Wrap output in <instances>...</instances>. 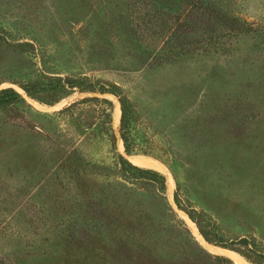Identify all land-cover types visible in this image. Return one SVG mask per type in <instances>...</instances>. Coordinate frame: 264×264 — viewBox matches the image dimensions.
<instances>
[{
  "label": "rangeland",
  "instance_id": "374dc122",
  "mask_svg": "<svg viewBox=\"0 0 264 264\" xmlns=\"http://www.w3.org/2000/svg\"><path fill=\"white\" fill-rule=\"evenodd\" d=\"M220 1L231 49L150 64L126 0H0V264H264V0Z\"/></svg>",
  "mask_w": 264,
  "mask_h": 264
},
{
  "label": "trees",
  "instance_id": "16d2710c",
  "mask_svg": "<svg viewBox=\"0 0 264 264\" xmlns=\"http://www.w3.org/2000/svg\"><path fill=\"white\" fill-rule=\"evenodd\" d=\"M126 4L134 47L150 64H162L196 53L228 51L234 39L248 27L244 19L220 0H126ZM121 109L123 111V107ZM121 138L128 151L124 130H121ZM151 173L160 175L155 171ZM229 244L237 245L238 252L255 263L264 256V252L250 248L246 240H232Z\"/></svg>",
  "mask_w": 264,
  "mask_h": 264
},
{
  "label": "bare ground",
  "instance_id": "6f19581e",
  "mask_svg": "<svg viewBox=\"0 0 264 264\" xmlns=\"http://www.w3.org/2000/svg\"><path fill=\"white\" fill-rule=\"evenodd\" d=\"M118 111H119V109H118ZM133 162L136 165H138V166L148 167V168H155V169H159V170L161 169L162 171H164L163 166L159 162H157V161H155V160H153L151 158H147V157H137V158H134L133 159ZM168 176H169V174H168ZM170 179H171V177H170ZM170 186H172V185H170ZM198 236H199V234H198ZM210 248H213L214 250H217L218 252L228 254L229 256H231L234 259H236V261H238L240 264H244L245 263L242 260V258L238 254H236L234 251H232V250H226V249L216 248L214 246H210Z\"/></svg>",
  "mask_w": 264,
  "mask_h": 264
}]
</instances>
